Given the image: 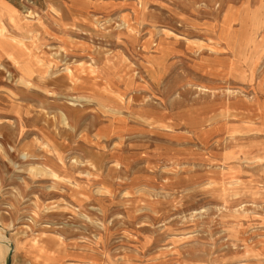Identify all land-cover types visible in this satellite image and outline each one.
<instances>
[{
    "label": "rangeland",
    "instance_id": "1",
    "mask_svg": "<svg viewBox=\"0 0 264 264\" xmlns=\"http://www.w3.org/2000/svg\"><path fill=\"white\" fill-rule=\"evenodd\" d=\"M7 1L13 264H264V0Z\"/></svg>",
    "mask_w": 264,
    "mask_h": 264
},
{
    "label": "bare ground",
    "instance_id": "2",
    "mask_svg": "<svg viewBox=\"0 0 264 264\" xmlns=\"http://www.w3.org/2000/svg\"><path fill=\"white\" fill-rule=\"evenodd\" d=\"M4 30H5V32H7L5 27H4ZM0 33H2V32H0ZM221 116H223V115H221ZM214 117H216V116H214ZM9 252H13L12 248H11V242L8 240V238L3 234L2 230L0 229V264H4L5 263L6 255Z\"/></svg>",
    "mask_w": 264,
    "mask_h": 264
},
{
    "label": "crops",
    "instance_id": "3",
    "mask_svg": "<svg viewBox=\"0 0 264 264\" xmlns=\"http://www.w3.org/2000/svg\"><path fill=\"white\" fill-rule=\"evenodd\" d=\"M85 3H87V2H85ZM0 7L6 11H8V9H12V10L15 9L14 8L15 6L10 1H7V0H0ZM10 264H13L12 256H11V263Z\"/></svg>",
    "mask_w": 264,
    "mask_h": 264
},
{
    "label": "water",
    "instance_id": "4",
    "mask_svg": "<svg viewBox=\"0 0 264 264\" xmlns=\"http://www.w3.org/2000/svg\"><path fill=\"white\" fill-rule=\"evenodd\" d=\"M11 255H12V252H9L7 254L4 264H10L11 263Z\"/></svg>",
    "mask_w": 264,
    "mask_h": 264
}]
</instances>
